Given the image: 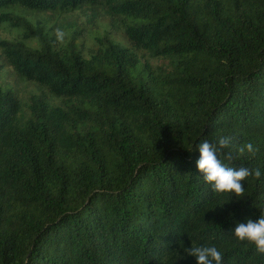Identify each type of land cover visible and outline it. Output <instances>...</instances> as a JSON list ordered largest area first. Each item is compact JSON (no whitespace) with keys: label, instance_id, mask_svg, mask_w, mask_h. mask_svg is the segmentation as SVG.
<instances>
[{"label":"trees","instance_id":"obj_1","mask_svg":"<svg viewBox=\"0 0 264 264\" xmlns=\"http://www.w3.org/2000/svg\"><path fill=\"white\" fill-rule=\"evenodd\" d=\"M86 7L121 39L29 18ZM6 27L0 80L30 89L0 81V264H264L231 235L264 215V0H0ZM222 135L262 172L239 194L195 166Z\"/></svg>","mask_w":264,"mask_h":264},{"label":"clouds","instance_id":"obj_2","mask_svg":"<svg viewBox=\"0 0 264 264\" xmlns=\"http://www.w3.org/2000/svg\"><path fill=\"white\" fill-rule=\"evenodd\" d=\"M230 144L231 138L225 135L199 141L195 144L198 152L195 166L214 192L239 194L242 191L241 181L249 176L258 178L262 172L259 168L229 166L227 162L234 158ZM239 151L252 152L253 145L246 143ZM231 235L237 241L253 244L258 252L264 253V215L259 214L255 220L249 218L244 222H237ZM184 251L195 258L196 264H221L222 261V253L215 245H191Z\"/></svg>","mask_w":264,"mask_h":264},{"label":"rangeland","instance_id":"obj_3","mask_svg":"<svg viewBox=\"0 0 264 264\" xmlns=\"http://www.w3.org/2000/svg\"><path fill=\"white\" fill-rule=\"evenodd\" d=\"M29 18H31L35 25L38 26L46 24L53 29L54 33H58L60 35H66L68 32L75 29H79L80 33L84 31L86 35L82 36L80 40H83L86 45H89L94 41L93 35L91 34L93 30H97L101 33L104 31V29H111L113 35L118 40L121 39L119 31H117L116 28L110 26L108 17L106 15H102L100 12L94 13L87 7L63 15L43 12L34 15V17L29 16ZM12 35H14V30H10L8 27L0 30V38H9ZM6 71L8 72L9 70ZM0 81L6 82L9 85H18L15 82L14 77L11 75L8 76V73H3ZM18 87L25 91L30 89V87L25 86L23 83L19 84Z\"/></svg>","mask_w":264,"mask_h":264}]
</instances>
